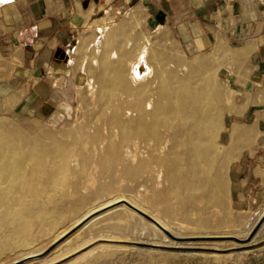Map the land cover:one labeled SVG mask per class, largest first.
Listing matches in <instances>:
<instances>
[{
  "label": "bare ground",
  "instance_id": "obj_1",
  "mask_svg": "<svg viewBox=\"0 0 264 264\" xmlns=\"http://www.w3.org/2000/svg\"><path fill=\"white\" fill-rule=\"evenodd\" d=\"M118 36L125 42L117 58L112 50L105 55L86 119L61 130H31L0 118V255L50 234L74 212L60 205L86 202L77 198L79 185L98 175L146 177L151 202L209 226L198 201L219 207L217 198L225 192L228 150L221 152L216 139L225 128L223 115L232 110L230 93L212 78V61L173 76L167 49L143 42L137 61V43L129 42L128 33L112 32L109 42ZM152 212L163 220L161 208ZM130 214L118 210L94 227L134 231Z\"/></svg>",
  "mask_w": 264,
  "mask_h": 264
},
{
  "label": "crops",
  "instance_id": "obj_2",
  "mask_svg": "<svg viewBox=\"0 0 264 264\" xmlns=\"http://www.w3.org/2000/svg\"><path fill=\"white\" fill-rule=\"evenodd\" d=\"M110 32L129 34L137 61L148 41L151 49L180 48L188 61L213 62L235 98L225 121L232 202L259 208L264 0H0V113L69 118L78 107V83L90 81V67L102 66L107 52L125 42L120 36L109 42Z\"/></svg>",
  "mask_w": 264,
  "mask_h": 264
},
{
  "label": "rangeland",
  "instance_id": "obj_3",
  "mask_svg": "<svg viewBox=\"0 0 264 264\" xmlns=\"http://www.w3.org/2000/svg\"><path fill=\"white\" fill-rule=\"evenodd\" d=\"M142 38L144 39L143 34ZM180 50H165V62L173 76L188 74L186 69L196 67V63L211 61L206 57L188 61L180 54ZM111 56L117 58L119 55L112 52ZM183 63H189V66ZM212 65V78L221 92L230 93L229 102L233 105V91L221 80L217 68ZM101 67H90V71L95 74L93 78L88 82L78 83V107L69 118L58 119L50 115L44 117L16 111L0 113V118L31 130H61L86 119V111L97 97V77ZM128 70L132 71L131 64H128ZM218 105L225 106L226 100L221 99ZM228 112L223 115L224 123L229 121ZM219 135L216 144L221 152L226 153L227 125ZM133 146L131 142L127 145L128 148ZM229 166L228 159L225 192L217 198L219 207H214L205 200L198 201L202 212L208 216L209 226L199 227L194 221L186 220L173 211L171 206L151 202L149 198L152 191L146 186V177L98 175L79 185L80 194L77 198H84L86 202L74 201L60 205L63 212L70 206L74 209L68 219L30 246L1 254L0 264H82L86 261L91 264H264V202L257 209H239L233 205ZM165 182L155 181L161 186ZM159 208L163 210V220L157 219L152 212ZM122 209L130 210L129 218L136 224L134 231L94 227L104 217ZM87 215L89 216L82 220ZM152 217L165 228L158 225Z\"/></svg>",
  "mask_w": 264,
  "mask_h": 264
},
{
  "label": "water",
  "instance_id": "obj_4",
  "mask_svg": "<svg viewBox=\"0 0 264 264\" xmlns=\"http://www.w3.org/2000/svg\"><path fill=\"white\" fill-rule=\"evenodd\" d=\"M152 219H154V221L158 224V225H160L161 227H164L157 219H155L154 217H152ZM165 228V227H164Z\"/></svg>",
  "mask_w": 264,
  "mask_h": 264
}]
</instances>
